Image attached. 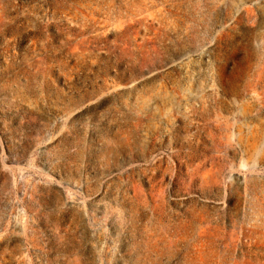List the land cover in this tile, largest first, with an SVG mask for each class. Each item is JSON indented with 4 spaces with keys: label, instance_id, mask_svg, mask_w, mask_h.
<instances>
[{
    "label": "rangeland",
    "instance_id": "rangeland-1",
    "mask_svg": "<svg viewBox=\"0 0 264 264\" xmlns=\"http://www.w3.org/2000/svg\"><path fill=\"white\" fill-rule=\"evenodd\" d=\"M0 264H264V0H0Z\"/></svg>",
    "mask_w": 264,
    "mask_h": 264
}]
</instances>
